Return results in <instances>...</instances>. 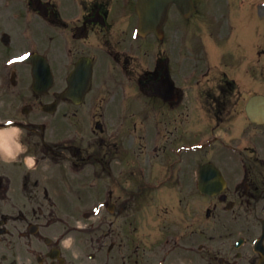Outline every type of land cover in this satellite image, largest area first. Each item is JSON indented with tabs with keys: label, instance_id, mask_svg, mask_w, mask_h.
Masks as SVG:
<instances>
[{
	"label": "flooded vegetation",
	"instance_id": "flooded-vegetation-1",
	"mask_svg": "<svg viewBox=\"0 0 264 264\" xmlns=\"http://www.w3.org/2000/svg\"><path fill=\"white\" fill-rule=\"evenodd\" d=\"M43 1L46 25L31 16L39 18L38 0H0L1 94L15 117L43 132V138L49 131L47 152L55 161L62 165L55 156L65 147L86 185L108 189L112 212L95 218L89 237L94 264H258L249 239L264 225V123L248 119L245 105L247 96L264 93V66L258 69V89L255 82L247 84V70L238 68L244 58L236 59L229 45L244 21L231 19L229 9L223 20L189 19L192 24L181 33L175 29L183 21L173 12L163 36L153 34L158 46L151 50L143 44L140 52V39L132 38L137 0ZM16 11L30 14L23 20L27 40L46 38L45 48L57 58L52 66L60 75V89L67 86L79 56L93 57V84L81 103L59 100L53 113L46 112L43 106L55 101L60 90L35 94L31 67L7 65L24 40L22 27L8 20ZM257 24L249 29L251 43L257 42ZM216 26L226 34L225 51L217 54L202 36L203 28ZM189 29L200 35L194 50ZM217 33L220 37L221 31ZM213 55L218 59L210 66ZM157 62L154 71L150 66ZM167 67L179 93L170 102L149 95L165 84ZM44 121L47 126L40 129ZM199 125L212 144L195 150ZM188 130L194 135L190 142L180 140L181 131ZM135 136L146 148L131 147ZM206 163L222 172L226 184L221 193L198 191L199 169ZM58 189L44 187L29 196V203L8 204L0 183V264H86L88 235L78 232L67 246L77 229L63 219ZM216 233L222 235L219 242ZM234 235L244 237L239 247ZM166 238L172 239L164 247ZM200 241L206 244L202 250L197 249Z\"/></svg>",
	"mask_w": 264,
	"mask_h": 264
},
{
	"label": "rangeland",
	"instance_id": "rangeland-1",
	"mask_svg": "<svg viewBox=\"0 0 264 264\" xmlns=\"http://www.w3.org/2000/svg\"><path fill=\"white\" fill-rule=\"evenodd\" d=\"M255 1V0H253ZM201 4L203 5L204 2L203 0H201ZM226 2L225 0H209V9H213V16L219 20H223L225 19L226 17ZM254 10V9H252ZM211 14V13H210ZM231 15L233 18H236V19H243L245 21H249L253 18H255L256 16H260V11L258 10L257 11H251V8L249 6H246L245 9L243 10H236L234 9L232 12H231ZM199 19H202V18H199ZM263 25H264V22H263ZM258 27V24L256 25ZM259 27H261V25H259ZM219 28V27H217ZM215 29V28H214ZM213 29V30H214ZM222 28H219V31L221 30ZM223 31V30H222ZM262 32V33H261ZM261 37L258 38V41L255 43V45H257V52L258 50L264 46V27L261 28ZM217 33V32H216ZM223 35L225 36V32L223 31ZM19 36V35H18ZM217 35L213 36L212 38H215ZM28 40L30 41L32 39V37H27ZM20 41H22V39H20ZM149 42H144V44L148 45ZM227 56H229L230 58H232V53L229 51ZM261 58V59H260ZM251 59H247V66H246V70H247V75H246V82L247 84L251 83V82H255L253 84H256L257 86V89H258V69H260V66L264 65V56L260 55L258 57H256L255 59L252 60V62H250ZM190 62L192 63L193 60H190ZM254 66V67H252ZM0 112L1 113H8L10 112V109H9V106L5 105L4 108H0ZM207 135V132L205 130H202V127L200 126V128L198 129V138H203ZM138 136V135H137ZM137 136L133 137L132 138V141H133V145L131 146L133 149H137V148H146V145L144 143L142 144H139V141L137 139ZM194 136L193 134H191V132L189 131H182L181 134H180V140L182 141H189L191 140V137ZM127 140V138H126ZM131 141V140H130ZM145 142V140H144ZM44 162H48L46 160H44ZM77 189V187H76ZM75 188L72 187L71 190H73L72 193H70L69 195V198L71 200H74V201H77L79 200L81 196H78L76 193H75ZM84 195V192L80 193V195ZM82 198V197H81ZM94 198L93 197H89V196H85L82 198V199H85V200H90ZM235 236H233L234 238ZM90 244V243H89ZM89 248H87V251H88Z\"/></svg>",
	"mask_w": 264,
	"mask_h": 264
},
{
	"label": "clouds",
	"instance_id": "clouds-1",
	"mask_svg": "<svg viewBox=\"0 0 264 264\" xmlns=\"http://www.w3.org/2000/svg\"><path fill=\"white\" fill-rule=\"evenodd\" d=\"M23 130L12 128L10 131L0 130V161L5 164L15 162L18 157L26 151L25 146L20 142ZM25 163L29 168L35 165V157L28 156Z\"/></svg>",
	"mask_w": 264,
	"mask_h": 264
},
{
	"label": "water",
	"instance_id": "water-1",
	"mask_svg": "<svg viewBox=\"0 0 264 264\" xmlns=\"http://www.w3.org/2000/svg\"><path fill=\"white\" fill-rule=\"evenodd\" d=\"M252 104H251V109H253L254 111H255V109H256V107H255V101H253V102H251Z\"/></svg>",
	"mask_w": 264,
	"mask_h": 264
},
{
	"label": "snow or ice",
	"instance_id": "snow-or-ice-1",
	"mask_svg": "<svg viewBox=\"0 0 264 264\" xmlns=\"http://www.w3.org/2000/svg\"><path fill=\"white\" fill-rule=\"evenodd\" d=\"M21 59H24V57H21Z\"/></svg>",
	"mask_w": 264,
	"mask_h": 264
}]
</instances>
